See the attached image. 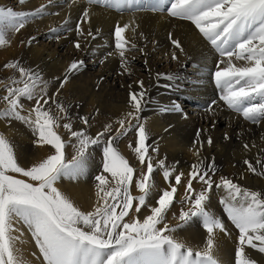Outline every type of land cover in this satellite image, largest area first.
Masks as SVG:
<instances>
[{
	"label": "snow or ice",
	"instance_id": "1",
	"mask_svg": "<svg viewBox=\"0 0 264 264\" xmlns=\"http://www.w3.org/2000/svg\"><path fill=\"white\" fill-rule=\"evenodd\" d=\"M19 3L24 4L25 0ZM131 3L132 0H87L89 6L117 9ZM44 10L43 6L33 12L0 7V25H6L7 31L19 33ZM152 10L166 11L169 17L188 21L198 30L220 57L216 70L211 73L219 101L253 125L264 123V0H155ZM89 20V9L85 8L75 25L77 37L84 36L81 23ZM129 27L125 23L113 29L114 49L125 72L129 70L126 56L130 51L129 40L125 37ZM58 31L52 29L54 33ZM132 31L135 32V28ZM87 36L97 38L91 30ZM169 38L173 48L183 54L181 43L171 34ZM33 40L35 37H31L28 44ZM8 43L6 30L0 28V46ZM74 47L81 50L79 40L74 42ZM131 48L135 49L136 45L132 44ZM171 59H179L177 52H172ZM234 61L243 63L238 65ZM82 67L83 61L73 60L63 79L57 78L60 82L56 92L49 96L48 83L40 73L15 61L4 65L18 72L19 79L11 78L6 95L0 97L6 104L0 118L23 122L32 131L34 144L49 146L51 154L32 166H21L12 144L0 135V264H25L15 247L18 237L13 232L18 231L14 228L17 221L30 230L42 264H220L214 256L216 234L218 231L228 236L230 232L224 220L209 210L213 191L223 192L218 203L227 221L238 232L234 264H257L246 249L264 254V193L243 188L227 177L214 180V160L207 165L199 160L190 166L187 174H174L176 169L166 165V158H158L159 148L153 146L155 142L149 143V132L141 117L148 103L143 81L136 82L138 91H129V110L122 118L106 123L92 136L86 131L91 127L89 118L81 116L79 120L84 127L75 130L68 108L57 101V95L67 85L69 75ZM156 79L174 77L157 73ZM22 99L34 102L28 115L21 114L25 110ZM53 105L63 115H54ZM213 105H217L216 100L205 111H214ZM170 111L181 112V108L173 104L161 109V112ZM61 120L67 122L61 124ZM60 128L66 137L58 131ZM130 135L133 139L128 146L141 166L139 171L116 147L119 140ZM200 136L198 130L189 149L195 148L193 154L197 157L204 146ZM225 139L229 137L226 135ZM198 142L200 147L196 148ZM207 144L211 146V137ZM69 145L74 150L70 161L66 157ZM97 147L101 149V165L93 177L96 201L92 210L83 211L60 190L58 182L62 179L79 181L85 177L90 150ZM248 147L244 145L245 149ZM244 163L249 172L264 175V172L257 173L248 160ZM256 164L264 168L261 160L257 159ZM157 169L162 171L167 187L159 191L155 203L150 204L148 198L156 189L154 173ZM194 182L201 186L199 191ZM178 186H183L184 193L179 198L178 215L173 214L176 224L172 226L167 222V215L177 200ZM133 187L139 196L132 194ZM145 208L149 214L143 219L130 215L139 214ZM194 219L201 222L207 234L205 247L195 252L173 235Z\"/></svg>",
	"mask_w": 264,
	"mask_h": 264
},
{
	"label": "bare ground",
	"instance_id": "2",
	"mask_svg": "<svg viewBox=\"0 0 264 264\" xmlns=\"http://www.w3.org/2000/svg\"><path fill=\"white\" fill-rule=\"evenodd\" d=\"M134 4H140L141 8L130 10L129 6ZM130 5L117 9L89 6L87 0H51V3L49 0H25L24 4H20L19 0H0V7L5 10L12 8L14 11L33 12L41 6L45 9L19 33L7 31L6 25H0V28L6 30L9 41L0 46V97L6 95V86L11 85V78L19 79L18 72L4 68L6 63L19 62L40 73L48 83L47 92L51 96L59 87L60 80L57 78L63 79L69 64L73 60L83 61L81 70L69 75L67 85L57 95V101L68 108V116L75 130L84 127L79 117H88L91 127L86 131L94 136L106 123L122 118L129 110V91H138L136 82L143 81L148 93V103L141 113L142 122L149 132V143L155 142L153 146L159 148L158 158H166V165L176 169L174 174H187L190 166L199 160H203L205 165L214 160V180L218 181L221 176L227 177L243 188L264 193V175L249 172L244 163L248 160L256 167L257 173L264 172V168L256 164L257 159L264 162V123L253 125L219 101V91L211 79V73L216 70V63L220 59L218 53L190 22L171 18L166 11H150L145 7V0H132ZM85 8L89 9L90 20L88 23H81L84 36L77 37L75 25ZM125 23L130 25L125 33L130 49L126 53L129 61L127 72L121 68L113 39L114 26H123ZM54 28L59 31L52 32ZM133 28L135 32L132 31ZM145 28L150 35L137 40V37L143 35ZM89 30L96 35L95 40L87 36ZM169 34L181 43L183 54L173 48ZM31 37H35V40L29 45ZM77 40L81 43V50L74 47ZM132 44L136 45L135 49L131 48ZM141 48L143 52L140 51ZM174 51L179 56L176 61L171 59ZM234 63L240 65L243 62ZM224 66L221 65L222 68ZM157 73L170 74L174 79L157 80ZM129 85H132L131 89ZM213 100L217 101V105H213L214 111H205ZM22 102L25 110L21 114L28 115L34 102L27 99H22ZM173 104L178 105L181 112H161V109ZM5 107L6 104L0 100V111ZM52 112L54 115H63L58 113L55 105L52 106ZM64 122L67 121L61 120V124ZM116 126L118 125H114ZM198 130L201 133L200 139L204 142L199 157L193 154L195 148L189 150L196 140ZM58 131L66 137L63 128ZM0 135L12 144L21 166H32L51 154L49 146L34 144L32 131L21 121L0 118ZM226 135L229 139H225ZM208 137L212 139L211 146L207 144ZM132 139L131 135L124 137L116 143V147L139 171L141 166L128 146ZM245 144L249 146L247 149L244 148ZM199 147L198 142L196 148ZM90 151L85 177L79 181L62 179L58 182L60 190L83 211L92 210L95 204L93 177L98 174L101 165V149L97 147ZM73 154L74 150L69 145L66 150L69 161ZM154 184L156 189L148 198L150 204H154L159 191L167 187L159 169L154 173ZM194 187L197 191L201 188L195 182ZM183 193V186H178L177 200L167 215V222L172 226L176 224L173 214L178 215L181 209L179 198ZM132 194L140 195L134 187ZM221 195L222 191H213L209 210L224 220L230 235L225 236L217 231L214 256L220 264H234L238 232L222 212L218 203ZM147 214L149 212L145 208L139 214L130 215L132 218L143 219ZM14 228L18 229L13 232L18 237L15 247L25 264H42V257H39L30 230L19 221L14 222ZM173 235L194 252L205 247L207 234L199 220L194 219ZM246 253L257 264H264V254L252 249H246Z\"/></svg>",
	"mask_w": 264,
	"mask_h": 264
},
{
	"label": "rangeland",
	"instance_id": "3",
	"mask_svg": "<svg viewBox=\"0 0 264 264\" xmlns=\"http://www.w3.org/2000/svg\"><path fill=\"white\" fill-rule=\"evenodd\" d=\"M150 35L149 30L147 28L144 29L143 35L137 37L136 39L139 40V38H142L143 36Z\"/></svg>",
	"mask_w": 264,
	"mask_h": 264
}]
</instances>
